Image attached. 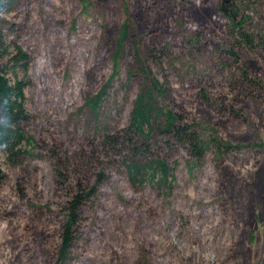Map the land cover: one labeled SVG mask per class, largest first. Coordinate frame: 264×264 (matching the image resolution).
Listing matches in <instances>:
<instances>
[{
    "label": "rangeland",
    "instance_id": "rangeland-1",
    "mask_svg": "<svg viewBox=\"0 0 264 264\" xmlns=\"http://www.w3.org/2000/svg\"><path fill=\"white\" fill-rule=\"evenodd\" d=\"M245 1L252 0H236V22ZM230 10H221V0H18L1 10L32 59L24 97L33 119L26 127L41 158L12 168L0 155V264H54L73 189L89 187L101 161L109 163V178L81 216L86 240L74 249L76 264H264V149L253 148L264 144V48L242 57L260 90L205 45L222 31L223 15L232 18ZM252 13L253 27L264 30V1ZM125 20L136 35L127 67L138 45L153 77L170 90L166 107L251 148L221 158L209 151L193 173L182 156L163 149L172 190L130 185L101 139L127 127L147 78L133 73L127 86L122 63L97 115L90 118L84 106L113 72L110 37ZM194 32L199 54L188 42Z\"/></svg>",
    "mask_w": 264,
    "mask_h": 264
},
{
    "label": "trees",
    "instance_id": "trees-1",
    "mask_svg": "<svg viewBox=\"0 0 264 264\" xmlns=\"http://www.w3.org/2000/svg\"><path fill=\"white\" fill-rule=\"evenodd\" d=\"M180 1V0H176ZM264 0H252L242 3L244 17L233 21L231 16H224L223 29L214 34L206 43L207 50L216 59L224 63L229 61L236 66L241 81L250 88L263 89L262 82L251 73L242 57L246 51L252 52L264 48V30L251 23L252 10ZM18 5V0H0L1 10H11ZM182 28V21H176ZM133 27L128 20L122 23L110 37L112 49L110 60L113 72L93 96L87 97L84 106L90 118L97 115L100 105L107 96L114 78L119 74L122 63L126 66V85L129 86L133 73L147 78L142 82L133 102L126 128L106 132L102 136V144L119 159V164L131 186L142 187L148 183L153 188L166 186L172 190L175 182L173 169L162 157V150L178 153L185 159L186 169L193 173L200 169L209 151L221 158L234 151H242L250 146L234 145L222 140L212 128L202 129L197 124L186 123L183 118L164 104L170 95L159 81L153 77L151 70L144 63L142 51L135 46L137 53L132 66L127 67L129 60L128 46L135 40ZM189 45L200 53L202 43L200 34L194 32L188 36ZM198 48V49H197ZM147 53L145 52L144 55ZM147 56V55H146ZM31 57L18 44L15 26L0 17V155L9 167H19L28 160L41 158L39 145L28 132L26 124L33 116L25 106L24 91L30 85L29 69ZM140 78V77H139ZM205 98V95L202 96ZM80 112V111H79ZM79 114V113H78ZM231 116L245 120L237 110H231ZM253 148L264 149V144L253 145ZM90 164V161H89ZM61 172V165L59 167ZM109 163L99 162L93 182L89 187L81 184L73 189L66 208L62 236L56 252L54 264H76L80 260L74 249L85 242L82 238L80 220L84 210L92 206L104 184L107 183ZM1 173V172H0ZM60 180V179H59ZM21 199L25 198L23 189L17 185ZM31 206V205H29Z\"/></svg>",
    "mask_w": 264,
    "mask_h": 264
},
{
    "label": "water",
    "instance_id": "water-1",
    "mask_svg": "<svg viewBox=\"0 0 264 264\" xmlns=\"http://www.w3.org/2000/svg\"><path fill=\"white\" fill-rule=\"evenodd\" d=\"M227 7H230L232 9L230 11H231L233 21H235V16H236L237 7H238L236 0H221V10L224 13H227Z\"/></svg>",
    "mask_w": 264,
    "mask_h": 264
}]
</instances>
